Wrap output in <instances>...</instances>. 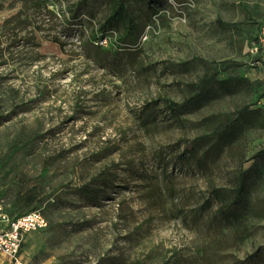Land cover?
<instances>
[{"label": "rangeland", "instance_id": "1", "mask_svg": "<svg viewBox=\"0 0 264 264\" xmlns=\"http://www.w3.org/2000/svg\"><path fill=\"white\" fill-rule=\"evenodd\" d=\"M147 2L128 1L144 24L137 46L122 47L121 30L108 28L96 61L89 36L105 0H0V201L7 212L25 211L35 188L33 205L48 222L23 241L26 264H240L264 248V217L250 218V236L233 242L217 206H201L210 199L206 177L181 156L183 139L211 131V115L243 105L261 114L214 154L211 178L230 185L264 147V49L255 41L264 0ZM232 62L241 65L223 76L250 85L218 89L200 110L180 114L183 125L173 122L161 98L180 103L187 83ZM147 103L157 120L145 126ZM261 168L252 198L264 196ZM100 172L114 183L89 200L79 189L94 187Z\"/></svg>", "mask_w": 264, "mask_h": 264}, {"label": "trees", "instance_id": "2", "mask_svg": "<svg viewBox=\"0 0 264 264\" xmlns=\"http://www.w3.org/2000/svg\"><path fill=\"white\" fill-rule=\"evenodd\" d=\"M128 1L105 0L108 6L107 14L96 30L89 36L93 40L92 43L95 44L92 47L94 60L102 61L103 59L105 51L101 49L102 45L97 44V40L103 36L104 31L108 28L121 30L118 36V44L122 47L129 49V47L137 46V38L144 24L140 26L130 17ZM147 1L150 2V0ZM152 12L157 13L154 9ZM86 13L89 18L93 17L90 8L86 9ZM221 24L226 25L224 23ZM88 43H91L89 39ZM224 64L220 69L208 68L198 80L187 83L188 95L180 103L168 98H161L169 112L168 116L173 122L179 126L183 125V119L180 118V114L183 111L195 112L200 110L213 98V95L219 93L218 89L223 93L230 94L240 86L250 85L244 77L223 76V73L228 69L239 67L241 64L234 62ZM219 75L221 76L219 77ZM254 114H261V109L259 107L252 109L249 105H243L231 112L211 115L209 118L213 127L210 132L182 140V158L193 162L195 167L206 177L207 193L210 199L204 201L201 205L202 208L212 206V203H210L212 201L217 206L215 215H217L221 224H226L233 230L232 239L233 242L237 243L243 242L250 236V218L264 217V196L252 198V188L256 186L257 180L263 174L261 164H264V147L252 155V163L249 167L233 176L230 185H216L211 178L210 161L214 154L222 152L224 148L227 150L231 149L241 139L245 130L251 127ZM140 120L141 124L145 126L156 122L157 111L151 104L147 103L144 105L140 113ZM17 148H20V146H15L14 152ZM45 170L46 168H44V173L46 172ZM91 182L94 187L87 184L79 189V193L89 200H97L102 192L113 185L114 180L110 174L100 172L92 177ZM34 189L28 191V196L24 201L26 204L25 211L15 212L11 209L6 212L10 216L17 217L29 211L38 210L37 206L33 205ZM225 242L229 241L225 240ZM145 262V259H136L129 262V264H146ZM240 264H264V248L254 250L252 254L246 257V261H241Z\"/></svg>", "mask_w": 264, "mask_h": 264}, {"label": "built area", "instance_id": "3", "mask_svg": "<svg viewBox=\"0 0 264 264\" xmlns=\"http://www.w3.org/2000/svg\"><path fill=\"white\" fill-rule=\"evenodd\" d=\"M256 46L264 49V23L255 38ZM106 45V38L97 41ZM47 219L39 210H32L20 216H10L0 201V256L7 264H26L22 260L21 246L26 236L47 227Z\"/></svg>", "mask_w": 264, "mask_h": 264}]
</instances>
